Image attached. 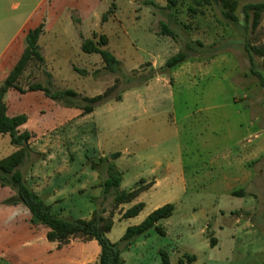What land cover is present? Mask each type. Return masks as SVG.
Segmentation results:
<instances>
[{
	"label": "rangeland",
	"instance_id": "obj_1",
	"mask_svg": "<svg viewBox=\"0 0 264 264\" xmlns=\"http://www.w3.org/2000/svg\"><path fill=\"white\" fill-rule=\"evenodd\" d=\"M146 1L0 0L1 44L25 23L30 28L45 23L40 45L53 79L39 77L44 85L95 96L119 78L116 93L126 89L121 101L109 100L89 115L42 91H8L10 114L26 113L24 129L36 134L24 167L27 178L65 218L87 219L97 206L109 215L113 197L103 202L101 178L89 163L99 155L122 152L116 161L123 172L122 189L141 179L156 183L115 210L114 227L107 234L112 242L155 209L175 204L173 215L160 221L166 235L154 228L138 237L123 252L127 264H161V250L170 253L172 264L186 253L197 258L191 264H264L263 60L256 57L251 63L244 34L225 24L218 6L193 15L192 0H178L173 10L166 8L168 0H152L157 5ZM250 1L262 0L242 4ZM113 2L115 12L104 22ZM239 15L243 19L241 10ZM163 22L176 37L161 33ZM94 32L109 37L107 47L134 78L131 83L105 70L99 54L82 50L81 35ZM256 38L264 42V16ZM180 50L189 52L188 61L140 85L139 77L153 68L159 71ZM11 149L10 137L0 135V153L10 154ZM240 189L247 194H233ZM13 194L0 186V264H43V250L31 247L25 237L37 236V244L53 242L45 238L44 226L30 223L26 207L3 204ZM139 201L145 203L140 214L122 218ZM71 243H77L74 254L95 264L101 251L96 240L52 246L61 249Z\"/></svg>",
	"mask_w": 264,
	"mask_h": 264
},
{
	"label": "trees",
	"instance_id": "obj_2",
	"mask_svg": "<svg viewBox=\"0 0 264 264\" xmlns=\"http://www.w3.org/2000/svg\"><path fill=\"white\" fill-rule=\"evenodd\" d=\"M115 1V0H113ZM193 5L189 7L191 14L205 13L208 7L218 6L221 10L226 25L234 24L244 34V48L254 64L256 57L263 60L264 65V42L257 43L256 34L264 16V0L257 2H246L242 0H192ZM147 4L157 5L152 0H147ZM178 4V0H168L166 8L173 10ZM116 4L103 14L102 20L108 21L114 14ZM239 10L243 14L240 18ZM175 14V13H174ZM172 12L170 16L174 15ZM79 21V19H76ZM45 32V23H41L28 31L25 38L24 51L9 72L7 77L0 84V135L10 136V143L15 148L12 153L0 156V185L8 187L14 194L3 200V204L8 206L23 205L31 215L30 223L36 226H44L47 229L46 238L50 242H56L59 246L69 244L72 239L83 241L96 240L101 247L99 257L95 264H127L123 258V252L128 249L138 237L146 235L150 230L156 229L161 235H166V230L160 221L171 217L175 210L174 203H167L152 211L140 224L129 226L119 242H112L107 234L114 227L115 210L121 205L130 203L141 193L152 188L156 180L147 181L141 179L137 184L129 189H122L124 180L123 172L118 168L116 161L121 157V152H114L110 155H99L96 159L90 160L89 166L99 173L101 178L103 202L109 197H113L112 211L107 215L105 207H96L89 218H65L61 215V210H55L47 202L44 195L38 194L30 184L24 167L31 160L33 149L32 141L36 134L23 126L29 122L26 113L10 115L8 105L5 100L6 93L15 89L22 94L29 91H42L48 98L62 103L67 108L81 110L82 115L93 113L97 106L109 100L121 101L126 89L119 93V78L117 82L107 88L103 93L95 96H86L71 88H61L52 90L38 80L39 77L46 78L51 82L52 73L47 69L46 56L40 45V39ZM163 35L176 37L168 23L163 22ZM82 41V50L86 53L99 54L104 61V69L112 73L120 74L124 81L131 83L134 79L124 72L122 61L117 58L108 48L109 37L106 34L94 32L91 37H85ZM252 37V38H250ZM200 44V42H198ZM188 49L192 50L193 45L188 44ZM190 59V54L186 50H180L171 56L166 63L156 71L154 68L140 78V85L151 81L158 75H169L170 72ZM83 75H88L89 71L75 68ZM100 70H96V77ZM262 77V76H261ZM264 86V78H262ZM116 93V95H114ZM234 195L245 196L246 190L240 189L233 192ZM95 199V198H94ZM144 202H137L132 207L122 213V218H131L140 214L144 209ZM213 241L215 239L213 238ZM214 245V244H213ZM162 263L172 264L171 255L167 250L160 251ZM192 254H183L178 264H191L196 260Z\"/></svg>",
	"mask_w": 264,
	"mask_h": 264
},
{
	"label": "crops",
	"instance_id": "obj_3",
	"mask_svg": "<svg viewBox=\"0 0 264 264\" xmlns=\"http://www.w3.org/2000/svg\"><path fill=\"white\" fill-rule=\"evenodd\" d=\"M33 28H35V27H33ZM30 29H32V28H30L28 26V24L25 23L24 25L20 26L15 32H13L8 39H6L4 42H2V44L0 42V84L7 77L9 72L13 69V67L16 65V63L20 59V57L24 51V47H25L24 46V40H25L26 35ZM2 35H3V33L0 32V38L2 37ZM5 98H6V96H5ZM9 110L10 109L8 106V112H9ZM9 114H10V112H9ZM17 114H19V113H17ZM14 115H16V114H14ZM26 125H24V126H26ZM24 126H23V129H24ZM11 147H12L11 151L12 150L14 151L15 148L12 145H11ZM6 155H9V154H1L0 153V156H6ZM122 155H123V153H122ZM122 155H121V157H122ZM30 184L32 185V183H30ZM32 187H33V185H32ZM33 189L35 190L34 187H33ZM35 191L38 194L42 195V193H39L37 190H35ZM47 194H49V193H47ZM47 194H45V195H47ZM9 196H11V195H9ZM9 196H7V197H9ZM6 198H4V199H6ZM139 202H141V201H139ZM55 210H58V209H55ZM60 210L61 209H59V211ZM46 233H47V229H46ZM46 233H45V238H46ZM35 237H37V236L32 235L30 237H25V240H30V246L31 247L36 246V247H40L41 250H43L40 257H42V256L47 257V259L45 257L42 259L43 264H56V262H59V261L60 262L61 261H67V262H70L72 264H89L90 262H93V259L87 258L86 255H84V257H83L79 253L74 254V252L76 251L77 243L75 245L73 243H71L70 245L59 249V248H54L52 246L53 243H55V242H53L51 244L47 243L45 245L37 244L34 241ZM213 238L214 237L211 238L212 239L211 245L214 247V246H216V244H215L216 239L214 238L215 241H213ZM35 258L36 257H33V259H35Z\"/></svg>",
	"mask_w": 264,
	"mask_h": 264
}]
</instances>
